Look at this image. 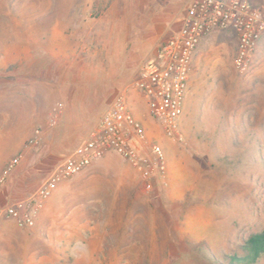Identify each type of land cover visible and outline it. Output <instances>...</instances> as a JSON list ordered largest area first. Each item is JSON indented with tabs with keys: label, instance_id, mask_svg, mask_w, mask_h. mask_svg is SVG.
Instances as JSON below:
<instances>
[{
	"label": "rangeland",
	"instance_id": "rangeland-1",
	"mask_svg": "<svg viewBox=\"0 0 264 264\" xmlns=\"http://www.w3.org/2000/svg\"><path fill=\"white\" fill-rule=\"evenodd\" d=\"M137 1L135 7V0H0V66H125L115 59L119 50L128 59L131 43L146 36L158 38V49L191 2L170 0L162 15L151 13L147 0ZM228 30L210 32L213 45L201 49L197 64L196 48L180 140L150 115L133 86L138 71L119 89L145 130V155L152 157V143L165 155V172H154L148 190L143 181L147 199L140 205L147 213L136 215L139 226L152 225V245L76 248V258L84 252L88 260L74 264H236L247 237L263 229L264 50L261 66L253 61L246 73L237 72L236 47L217 44L219 32ZM168 174L177 190L166 184ZM255 264H264V256Z\"/></svg>",
	"mask_w": 264,
	"mask_h": 264
},
{
	"label": "crops",
	"instance_id": "crops-1",
	"mask_svg": "<svg viewBox=\"0 0 264 264\" xmlns=\"http://www.w3.org/2000/svg\"><path fill=\"white\" fill-rule=\"evenodd\" d=\"M169 2L147 0L146 4L153 6L151 13L164 15ZM134 3L136 7L138 1ZM210 32L198 44L196 64L202 59L201 49L213 45ZM155 37L131 43L126 60L127 54L119 50L115 59L125 66H18L16 70L0 66V173L15 154L19 156V163L0 187V264H74L88 260L84 252L81 259L76 258L78 248L152 245V225L135 223L139 212L147 213L140 205H146L147 199L141 173L113 151L54 185L31 227H20L3 209L32 194L59 157L88 137L110 102L123 91L119 89L136 75L138 65L155 56ZM229 43L237 46L236 34L230 29L220 31L217 44L226 47ZM262 46L264 34L253 54L255 66L262 64ZM234 85L232 97L237 91ZM185 101L186 96L184 106ZM34 137L38 142L30 145ZM136 146L145 155L146 145ZM166 177L170 189L177 190L170 174ZM122 253L132 254L115 250L118 256Z\"/></svg>",
	"mask_w": 264,
	"mask_h": 264
},
{
	"label": "built area",
	"instance_id": "built-area-1",
	"mask_svg": "<svg viewBox=\"0 0 264 264\" xmlns=\"http://www.w3.org/2000/svg\"><path fill=\"white\" fill-rule=\"evenodd\" d=\"M214 29H230L236 34L233 66L237 72L246 73L251 66L257 42L264 34V0H191L180 27L159 46L153 58L141 65L133 82L150 115L174 139H181L179 119L184 109L196 48L204 35ZM145 141V130L130 111L125 91H121L88 137L61 158L32 194L6 205L3 213L14 219L20 227H31L35 213L42 208L54 185L81 172L92 160L109 151L135 166L145 181V189H150L151 176L154 172L163 174L166 163L159 144L149 145L152 157L139 153L136 143ZM37 142L38 137L29 140L31 145ZM18 163L19 157L16 156L5 165L0 173V187Z\"/></svg>",
	"mask_w": 264,
	"mask_h": 264
},
{
	"label": "trees",
	"instance_id": "trees-1",
	"mask_svg": "<svg viewBox=\"0 0 264 264\" xmlns=\"http://www.w3.org/2000/svg\"><path fill=\"white\" fill-rule=\"evenodd\" d=\"M246 254L237 257L236 264H255L264 256V227L261 231L250 234L242 246Z\"/></svg>",
	"mask_w": 264,
	"mask_h": 264
}]
</instances>
